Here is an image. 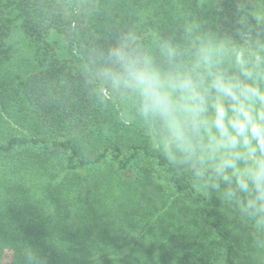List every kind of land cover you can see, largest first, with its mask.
Here are the masks:
<instances>
[{"label":"trees","instance_id":"trees-1","mask_svg":"<svg viewBox=\"0 0 264 264\" xmlns=\"http://www.w3.org/2000/svg\"><path fill=\"white\" fill-rule=\"evenodd\" d=\"M203 0H0V264H264L247 226L151 146L83 68L118 33H174ZM14 67V68H13Z\"/></svg>","mask_w":264,"mask_h":264},{"label":"clouds","instance_id":"clouds-1","mask_svg":"<svg viewBox=\"0 0 264 264\" xmlns=\"http://www.w3.org/2000/svg\"><path fill=\"white\" fill-rule=\"evenodd\" d=\"M83 74L102 101H131L121 122L264 247V0H203L170 35L118 33Z\"/></svg>","mask_w":264,"mask_h":264},{"label":"rangeland","instance_id":"rangeland-1","mask_svg":"<svg viewBox=\"0 0 264 264\" xmlns=\"http://www.w3.org/2000/svg\"><path fill=\"white\" fill-rule=\"evenodd\" d=\"M14 68V67H13Z\"/></svg>","mask_w":264,"mask_h":264}]
</instances>
